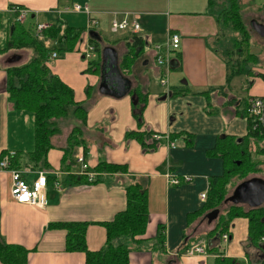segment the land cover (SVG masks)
<instances>
[{
    "label": "crops",
    "instance_id": "obj_1",
    "mask_svg": "<svg viewBox=\"0 0 264 264\" xmlns=\"http://www.w3.org/2000/svg\"><path fill=\"white\" fill-rule=\"evenodd\" d=\"M75 3L83 10L75 11ZM238 3L243 19L246 21L245 14L252 15L250 26L259 33L252 22L264 26V0H238ZM12 4L29 9L27 19L22 22L26 26L62 21L63 26L67 24L89 30L83 33L85 36L80 45L78 41L75 47L78 52H67L69 59L80 61L81 57L87 58L93 31L100 34L101 51L99 54L95 51L92 58L100 62L101 71L83 73L93 74V81L89 84L90 98L86 93L87 81L78 85L67 73L66 78L65 71H62L68 57L59 59L61 53L58 52L57 58L48 60L51 70L74 89L76 100L84 102L88 108L87 125L83 131L89 151L86 155L82 145L75 146L70 172L80 176V165L76 160L80 152L85 154L91 172L101 159L127 163L130 172L105 173L98 183L71 179L61 168V146H64L73 125L60 122L59 127L64 132L47 156L51 167L46 171L52 176L48 205L39 207L16 202L11 194L10 172L0 173V241L32 249L29 264H85V253L66 250V230L51 228L50 224L56 221L90 222L88 246L92 250L100 249L106 245L107 237L100 221L111 220L118 211L125 209L126 187L139 178H147L150 214L146 232L134 240L121 237L115 241V244L130 246V264H217L216 258L221 255L238 259L236 264H262L264 240L259 245L250 242L248 220L243 217L233 220L229 238L227 241L221 238L218 250L206 256L188 251L191 245L204 240L209 243L207 232L217 223V216L208 217L215 209L204 211L207 198H201L202 193H208L210 177L224 172V160L219 155H211L210 151L219 136L243 137L246 134L247 120L237 113L239 100L264 95V71L261 69L250 64L254 73L232 75L240 54L230 55L227 51L233 50L237 32L224 23L221 15L230 6V0H0L2 47L15 20L10 11ZM80 13L84 14L82 24L77 23L81 20ZM115 13H130L141 25L136 34L142 38L144 46L130 68L123 67L122 63L129 45L133 44V33L110 30ZM90 17L99 20L98 27H90ZM108 32L115 36L111 41L106 40ZM173 32L180 34L181 46L172 53L171 65L166 68L157 64L151 46L165 44ZM3 33L6 34L4 45ZM228 33H234L229 44L223 38ZM252 38L250 36V42ZM61 44L63 46V42ZM136 49H140L139 46ZM25 54L29 59L32 51L11 50L0 54V155L3 150L29 153L35 148V117L28 110L18 109L7 90L6 67L26 62H23ZM111 55L115 56L117 67L131 85L125 94L116 96L96 90L99 81L100 85L103 82L102 69L104 66L105 70L109 69ZM167 69L169 83L163 86L160 79ZM154 73L160 76L157 83L153 82ZM173 87L189 88L191 92L172 96ZM134 90L147 97L141 127L132 107ZM144 129L169 138L164 137L155 149L146 151L136 139L127 137L129 131ZM181 133L192 134L193 143L188 144ZM171 134L176 135V139L172 140ZM256 158L263 162L264 154ZM22 170L29 181L38 175V170ZM169 173L189 176L191 180L172 184ZM262 176L264 178V172ZM55 182L59 185L56 186ZM160 226L164 227L165 235L161 247L157 241ZM0 264L3 263L0 261Z\"/></svg>",
    "mask_w": 264,
    "mask_h": 264
},
{
    "label": "trees",
    "instance_id": "obj_2",
    "mask_svg": "<svg viewBox=\"0 0 264 264\" xmlns=\"http://www.w3.org/2000/svg\"><path fill=\"white\" fill-rule=\"evenodd\" d=\"M11 7L24 8L21 4H12ZM15 13L18 16V11ZM221 15L224 23L237 32L234 48L227 52L230 55L239 53V56L242 57L240 59L238 56L237 64L234 66L236 68L232 75L254 73L249 65L257 62L258 54L250 50V33L243 19L238 0H230V6L225 8ZM63 24L62 21H56L44 31L47 36L59 38L65 44L64 47L58 49L60 53L74 51L82 31L85 29L66 24L64 33L61 35ZM1 28L0 16V30ZM132 38L133 44L129 43L131 45L123 57V67L126 68L133 65L136 57L141 54L142 45L144 46L142 38L138 34H133ZM100 39H102L100 34L94 30L91 43L94 44L98 54L101 51L98 42ZM137 46L140 49H136ZM11 50L32 51V56L28 61L22 64H11L6 67V72L7 90L16 107L30 111L35 117V148L29 153L17 151L11 153L3 150L0 159L5 154H10V162L13 168L49 170L51 165L47 156L48 152L57 146L54 139L60 133L58 121L66 118L73 108L74 116L79 120V123L70 131L64 146H61L63 150L62 170L68 172L71 179L80 178L89 183L102 181V176L105 173L128 174L130 170L127 163H115L103 159L94 167L93 171L96 176L92 181H89L86 174L78 176V174L70 172L74 163L71 158L75 146L82 145L86 155L89 151V144L83 131L87 125L88 108L84 102L76 100L74 89L49 67L50 50L41 41H38L35 35V26H26L16 19L12 21L5 46L2 47L0 44V54ZM90 69L94 72L101 71L100 62L94 61ZM228 79L230 80V76ZM190 92L189 88L183 89L181 87H173L171 90L172 96ZM86 93L88 98L92 96L90 85L86 87ZM132 93H136L137 97V100L132 102L133 112L141 127L144 123L142 116L147 97H143L138 90H134ZM249 97L239 100V109L237 110L238 115L247 120L246 134L243 137L229 134L219 136L216 145L210 151L211 155H219L224 160V172L221 175L211 176L209 179L207 202L204 208V211L220 208L215 227L206 235L209 240L210 252L218 250L222 235L229 232L233 220L239 217L248 220V237L251 243L259 245L260 241L264 240V204L252 207L229 201L227 203L229 205H224L233 186L236 187L240 182L249 178L260 177L264 172L261 167L262 161L256 158L257 155L264 154V133L261 134L259 131L252 130L253 120L248 113ZM155 133L150 129L132 130L127 132V137L136 139L143 149L151 151L164 141L154 138ZM181 135L186 137L188 144L193 143L192 134L181 133ZM170 137L172 140L176 139V135L171 134ZM48 178L49 181L52 180L51 175H48ZM148 185L147 178H139L129 184L126 187V208L118 211L113 219L100 221L107 234L106 245L100 249L92 250L88 246L87 228L90 222L56 221L52 222L50 227L66 230V250L85 253V264H130V246L126 243L115 244V241L121 237L134 240L146 232L150 214ZM200 213L196 215H200ZM157 241L160 247L163 246L165 242L163 226L159 227ZM31 251L32 249L22 244L0 241V261L3 264H29ZM216 261L217 264H236L238 259L221 255L216 258Z\"/></svg>",
    "mask_w": 264,
    "mask_h": 264
},
{
    "label": "built area",
    "instance_id": "obj_3",
    "mask_svg": "<svg viewBox=\"0 0 264 264\" xmlns=\"http://www.w3.org/2000/svg\"><path fill=\"white\" fill-rule=\"evenodd\" d=\"M73 9L77 12L83 10L82 6L78 3L73 5ZM89 12L88 8H86ZM15 15V19L23 22L29 15V9L23 7H11ZM15 11H18L16 16ZM99 20L95 17H90V27L99 26ZM52 23H38L35 26V35L38 41H41L46 48L50 50L49 59H54L59 56L58 48L62 41L59 38H52L47 36L44 31L51 26ZM64 27H62L61 35L64 33ZM110 30L114 33L122 31H131L133 34L139 33L141 25L138 22L137 17L130 13H115L110 22ZM181 46V36L177 32L170 33L165 44H154L151 46L154 52L155 59L158 65L169 68L172 60V53L176 52ZM95 53L94 44L91 43L88 46L86 56L88 58L93 57ZM169 83L168 69L164 71L161 84L167 86ZM248 113L253 120L252 130L259 131L261 134L264 133V95H252L248 101ZM156 139L169 138L168 135L155 133L153 135ZM77 163L80 165V173L86 174L89 181L95 179L96 173L91 172L86 164V156L83 152L76 155ZM2 171H9L12 176V187L11 194L13 199L22 204H29L32 206L44 207L49 202V185L50 181L48 178V172L46 170H38V175L33 181H29L25 175V171L22 169L13 168L10 162V154H5L0 159V173ZM191 180L189 176H178L169 173V182L172 184H181ZM56 186L59 182H55ZM201 198L206 200L207 192L201 194ZM229 238L228 233L222 235V239L227 241ZM193 254L209 255V244L208 241L204 240L199 244L191 246L188 250Z\"/></svg>",
    "mask_w": 264,
    "mask_h": 264
},
{
    "label": "rangeland",
    "instance_id": "obj_4",
    "mask_svg": "<svg viewBox=\"0 0 264 264\" xmlns=\"http://www.w3.org/2000/svg\"><path fill=\"white\" fill-rule=\"evenodd\" d=\"M78 16H79V19H81V20H80V22L77 21V23L78 24H82V22H83L82 19L84 17V14L83 13H80ZM251 17H252V15L245 14L246 21L245 20L244 21L246 22V24L248 26L247 29H248V32L250 33V36L253 37L252 38V41L250 42V44H251L250 45V50H252L253 52H256L258 54V60L255 63H251L250 66H253L254 68H258V69H261L262 71H264V37H261L259 35V33H257L255 30H253V28H251V26H250V23H251L250 18ZM85 31H88L89 32V30L83 29L82 34ZM82 34H81L80 39H79L80 40L79 41V45L82 43L81 41L84 39V36H85V34H83V35ZM112 37H115V36H112L109 32L106 34V40L107 41H111L112 40ZM233 37H234V33H228L223 38H224L225 42L226 43L228 42V44H229V43H231L233 41V39H234ZM5 39H6V34L3 33L2 34V44L3 45L5 44ZM61 45L62 44H60L59 48L65 46V44H63V46H61ZM232 45L233 44H231V46ZM149 49H150V47L147 48V50H149ZM77 50L75 49V51H77ZM67 54H68L67 52H62L60 54L59 59H65L66 57H68ZM69 57H68V60L66 62H64L63 65H62V71H65L66 78H67V74H68L69 76H71L73 78V81L76 84H78V85L83 84L84 81H87V85L91 84L92 81H93V77H92L93 74L83 75V73L85 71H86V73L92 71L90 69V67L93 65L95 58H92V57L88 58L87 57V58H83L82 59V57H81L80 61H77L75 59H69ZM29 59H28V54H25V56L23 57V62L24 61H28ZM122 65H123V63H122ZM55 68L58 69V67H55ZM59 69H61V68H59ZM157 79L159 80L160 79V76L159 75L157 76V74L154 73V75H153V82L157 83ZM160 81H161V79H160ZM130 88H131V85L128 83L127 86H126L127 92L129 91ZM96 90H100L101 91L100 81L96 85ZM133 98H134V100H137V97H136L135 94L133 95ZM60 122H62L63 125H64V122H67L68 124L73 125V127H74L75 125H77V123H79V120L74 116L73 108H72L70 114L66 118L59 119L58 124H60ZM63 132H64V130L60 126V133L54 139V142L58 139V137ZM75 165H77V164H75ZM261 166L264 168V161L262 162V165ZM221 169H223V166H222ZM260 177H263V176H260ZM233 187L229 191V194H228L229 196H231L233 194V191L235 189V186H233ZM227 205H229V204H227ZM222 207H224V206H222ZM224 208H222V209H224Z\"/></svg>",
    "mask_w": 264,
    "mask_h": 264
},
{
    "label": "water",
    "instance_id": "obj_5",
    "mask_svg": "<svg viewBox=\"0 0 264 264\" xmlns=\"http://www.w3.org/2000/svg\"><path fill=\"white\" fill-rule=\"evenodd\" d=\"M254 28L264 35V26L255 21L252 22ZM115 56H110L108 65L109 69H102V84L101 91L111 93L114 95H121L126 93V86L129 83L123 77L119 68L116 65ZM114 72V74H113ZM232 201L234 203L247 204L252 207H258L264 204V178L253 177L240 182L234 189L233 194L225 201L226 203ZM220 212V208L208 214L210 219L215 218Z\"/></svg>",
    "mask_w": 264,
    "mask_h": 264
}]
</instances>
